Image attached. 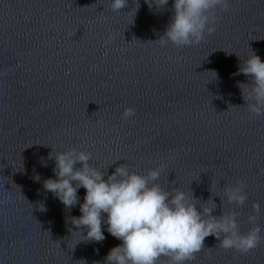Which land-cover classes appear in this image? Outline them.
I'll return each mask as SVG.
<instances>
[{
	"label": "water",
	"instance_id": "water-1",
	"mask_svg": "<svg viewBox=\"0 0 264 264\" xmlns=\"http://www.w3.org/2000/svg\"><path fill=\"white\" fill-rule=\"evenodd\" d=\"M172 4L0 0V264H104L121 243L103 224V241L81 240L71 220L83 188L70 208L43 188L67 151L90 154L104 179L160 168L162 190L189 193L218 219L235 214L240 234L260 228L248 253L209 235L186 264H264V114L248 112L237 85L251 77L235 74L252 54L264 62V0H228L214 31L183 47L159 43ZM237 181L243 205L227 200Z\"/></svg>",
	"mask_w": 264,
	"mask_h": 264
},
{
	"label": "clouds",
	"instance_id": "clouds-1",
	"mask_svg": "<svg viewBox=\"0 0 264 264\" xmlns=\"http://www.w3.org/2000/svg\"><path fill=\"white\" fill-rule=\"evenodd\" d=\"M149 10L161 9L168 0H144ZM112 9L119 11L126 0H111ZM173 16L159 43L177 47L198 45L205 31L211 34L214 28L212 12L219 8L227 10L228 0H173ZM214 77L217 74L212 71ZM236 75L251 77V86L238 84L247 103L248 112L254 116L264 114V62L257 55H250L238 67ZM132 109H125L124 118L132 116ZM90 154L83 151H67L55 155V179H46L43 188L65 206L73 207L78 202L77 191L85 190L81 215L71 220L83 241L101 242L106 231L121 243L109 250L104 264H157L166 257L170 264H186L199 253L205 237L213 236L219 247L248 253L260 240V228L255 226L246 234H240L235 214L212 216V209L200 206L185 191L170 193L155 183L160 168L146 175L130 171L126 166L117 167L104 179V173L88 165ZM79 163L77 170L74 166ZM39 180V176L34 177ZM229 203L243 205L246 196L243 185L226 190ZM259 212V205H253ZM205 217H207L205 219ZM257 216L250 215L248 223L256 225ZM75 232V233H76ZM84 233L81 235V233Z\"/></svg>",
	"mask_w": 264,
	"mask_h": 264
}]
</instances>
